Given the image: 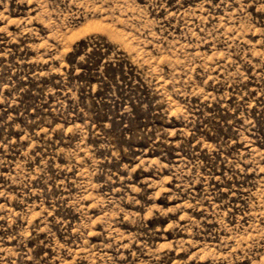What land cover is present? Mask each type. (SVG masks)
I'll list each match as a JSON object with an SVG mask.
<instances>
[{
    "label": "rangeland",
    "instance_id": "1",
    "mask_svg": "<svg viewBox=\"0 0 264 264\" xmlns=\"http://www.w3.org/2000/svg\"><path fill=\"white\" fill-rule=\"evenodd\" d=\"M0 264H264V0H0Z\"/></svg>",
    "mask_w": 264,
    "mask_h": 264
}]
</instances>
